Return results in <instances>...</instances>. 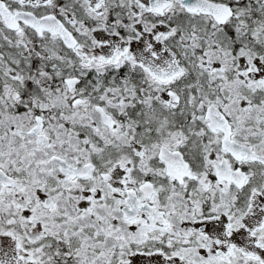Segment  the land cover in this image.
<instances>
[{"label":"snow or ice","instance_id":"1","mask_svg":"<svg viewBox=\"0 0 264 264\" xmlns=\"http://www.w3.org/2000/svg\"><path fill=\"white\" fill-rule=\"evenodd\" d=\"M0 264H264V0H0Z\"/></svg>","mask_w":264,"mask_h":264}]
</instances>
